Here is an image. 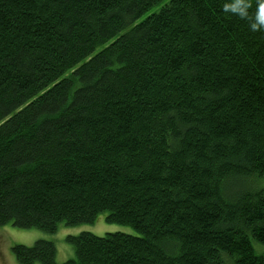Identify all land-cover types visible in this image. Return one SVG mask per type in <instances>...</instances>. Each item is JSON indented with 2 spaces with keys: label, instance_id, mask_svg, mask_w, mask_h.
<instances>
[{
  "label": "trees",
  "instance_id": "16d2710c",
  "mask_svg": "<svg viewBox=\"0 0 264 264\" xmlns=\"http://www.w3.org/2000/svg\"><path fill=\"white\" fill-rule=\"evenodd\" d=\"M225 3L0 0V227L107 212L137 235L68 237L63 264H264V31Z\"/></svg>",
  "mask_w": 264,
  "mask_h": 264
},
{
  "label": "rangeland",
  "instance_id": "374dc122",
  "mask_svg": "<svg viewBox=\"0 0 264 264\" xmlns=\"http://www.w3.org/2000/svg\"><path fill=\"white\" fill-rule=\"evenodd\" d=\"M159 9H151L150 13L143 18L150 16L152 13L158 12ZM139 21L137 23H139ZM248 187L251 191H257L260 189L264 190V178L248 184ZM107 215V212L101 214L93 225H82L70 228L62 223L58 231L54 234H48L36 229L22 230L11 225L0 227V264H19L13 254L14 247L17 245L32 247L35 243L39 242V240L52 241L57 248V263L63 264L75 258L74 247L66 242L68 237L79 236L80 234H83V232L93 235L95 234L99 237H104L106 234L116 233L137 235L136 232L128 226L125 227L116 223L109 224L105 220ZM254 248L258 255H264V246L254 244Z\"/></svg>",
  "mask_w": 264,
  "mask_h": 264
},
{
  "label": "clouds",
  "instance_id": "9594fccd",
  "mask_svg": "<svg viewBox=\"0 0 264 264\" xmlns=\"http://www.w3.org/2000/svg\"><path fill=\"white\" fill-rule=\"evenodd\" d=\"M251 9V0H226L222 11L248 21L253 32L264 31V0H255L254 14H250Z\"/></svg>",
  "mask_w": 264,
  "mask_h": 264
}]
</instances>
